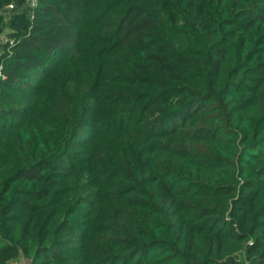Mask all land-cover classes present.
Segmentation results:
<instances>
[{
    "label": "trees",
    "instance_id": "obj_1",
    "mask_svg": "<svg viewBox=\"0 0 264 264\" xmlns=\"http://www.w3.org/2000/svg\"><path fill=\"white\" fill-rule=\"evenodd\" d=\"M4 28L0 264H264V0H0Z\"/></svg>",
    "mask_w": 264,
    "mask_h": 264
},
{
    "label": "rangeland",
    "instance_id": "obj_2",
    "mask_svg": "<svg viewBox=\"0 0 264 264\" xmlns=\"http://www.w3.org/2000/svg\"><path fill=\"white\" fill-rule=\"evenodd\" d=\"M11 8H12V7H7L6 11H4L5 19L8 18L9 13L11 12V11H9V9H11ZM4 33H6V29H5V28H4V29L2 30V32L0 33V39H2V38L4 37ZM16 262H17L18 264H30L28 260L22 258L21 256L18 257V258L16 259Z\"/></svg>",
    "mask_w": 264,
    "mask_h": 264
},
{
    "label": "built area",
    "instance_id": "obj_3",
    "mask_svg": "<svg viewBox=\"0 0 264 264\" xmlns=\"http://www.w3.org/2000/svg\"><path fill=\"white\" fill-rule=\"evenodd\" d=\"M30 6H34L36 4V0H28ZM11 7V6H8Z\"/></svg>",
    "mask_w": 264,
    "mask_h": 264
}]
</instances>
